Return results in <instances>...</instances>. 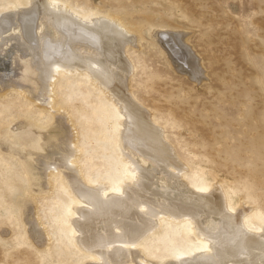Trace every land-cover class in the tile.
<instances>
[{"label": "bare ground", "instance_id": "obj_1", "mask_svg": "<svg viewBox=\"0 0 264 264\" xmlns=\"http://www.w3.org/2000/svg\"><path fill=\"white\" fill-rule=\"evenodd\" d=\"M144 24L123 15H87L57 0L1 4L0 57L7 55L11 67L2 82L34 98L52 118L15 119L0 143L23 165L33 197L57 192L51 209L57 240L82 264H264V213L234 198L220 178L193 181L166 127L133 93L136 66L128 49L144 38ZM170 26L156 24L153 39L180 72L203 81L189 33ZM63 80L79 81L101 98V135L88 138L111 155L106 178L92 179L83 169L77 121L57 102ZM22 210L27 238L50 246L53 233L36 201L25 200ZM170 235L184 248L155 254L157 245L146 246L156 237L173 244Z\"/></svg>", "mask_w": 264, "mask_h": 264}, {"label": "rangeland", "instance_id": "obj_2", "mask_svg": "<svg viewBox=\"0 0 264 264\" xmlns=\"http://www.w3.org/2000/svg\"><path fill=\"white\" fill-rule=\"evenodd\" d=\"M8 1L0 0V5ZM57 1L87 15L101 12L145 22L144 38L128 49L136 66L133 93L166 127L193 181L205 185L220 178L234 198L264 213V0ZM164 21L173 30L189 33L186 41L205 71L203 81L180 72L169 51L153 39L155 25ZM8 61L7 55L0 57V137L15 119L52 118L19 88L5 87L2 78L11 73ZM58 93L57 102L77 121L85 146L83 169L92 179L106 178L114 166L111 155L88 138L101 135L99 94L76 80H63ZM12 155L0 143V264H82L79 254L57 240L51 212L57 192L33 197L25 169ZM28 199L36 201L42 221L53 233L46 248L27 238L22 207ZM170 237L173 244L167 237H156L146 246L157 245L155 254L184 248L177 235Z\"/></svg>", "mask_w": 264, "mask_h": 264}]
</instances>
